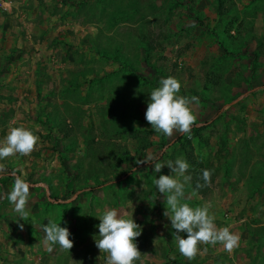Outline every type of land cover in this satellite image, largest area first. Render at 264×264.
Segmentation results:
<instances>
[{"label": "rangeland", "instance_id": "rangeland-1", "mask_svg": "<svg viewBox=\"0 0 264 264\" xmlns=\"http://www.w3.org/2000/svg\"><path fill=\"white\" fill-rule=\"evenodd\" d=\"M2 1L0 141L23 125L40 143L0 160V264H105L95 239L110 208L142 227L137 264H264V0ZM169 76L199 98L190 135L169 138L145 119ZM181 156L187 175L214 170L203 194L185 186L184 202L240 236L233 252L180 254L153 184L172 173L153 164ZM13 174L32 184L27 220L5 198ZM50 217L70 231V252L48 250Z\"/></svg>", "mask_w": 264, "mask_h": 264}, {"label": "clouds", "instance_id": "clouds-1", "mask_svg": "<svg viewBox=\"0 0 264 264\" xmlns=\"http://www.w3.org/2000/svg\"><path fill=\"white\" fill-rule=\"evenodd\" d=\"M181 88V82L169 76L162 78L159 86L151 91L145 119L154 132L171 138L174 133L190 135L192 128L198 126L192 104L198 105L199 98L181 95ZM39 143L40 137L33 130L23 125L12 127L0 141V160L17 155L29 156ZM154 159L156 158L149 155L143 160H137L136 163L150 164ZM153 166L156 173H160L165 166L172 173L159 175L153 179V184L159 193L167 194L164 216L171 221V227L175 230L174 241L182 256L194 260L201 252L200 245L215 246L219 243L229 253L240 247V236L233 233L230 227L218 228L209 206L193 207L184 202L185 186H190L192 180L191 175L186 174L191 165L184 157L181 156L175 161L169 160L166 164L156 162ZM4 171L5 166L0 164V173ZM213 171L202 170L204 183L196 184L193 195L196 190L210 185ZM13 175L14 183L5 198L14 206V211L18 213L20 219L27 220L31 216L27 206L32 184L20 175ZM99 221L97 226L99 239H95V246L102 254H107L105 264H137L144 256L136 243L137 238L142 235V227L134 221L132 212H122L115 208L106 209ZM60 224L51 217L48 219V223L42 226L45 233L44 242L49 251H52L55 245H59L62 250L70 252L74 247L70 239L71 233L67 227H61ZM20 228L23 229V224ZM179 233H186L187 238H183ZM73 262L75 264V261Z\"/></svg>", "mask_w": 264, "mask_h": 264}, {"label": "trees", "instance_id": "trees-1", "mask_svg": "<svg viewBox=\"0 0 264 264\" xmlns=\"http://www.w3.org/2000/svg\"><path fill=\"white\" fill-rule=\"evenodd\" d=\"M221 10H224L223 9V6H220L219 7ZM254 58L253 59H256L257 58V56L255 57V56H253ZM251 66L253 67L254 66V60H253V65L251 64ZM252 71V70H251ZM195 129H192V131H194ZM192 171V170H191ZM190 175H191V177H192V180H191V182H192V186H193V189H195V187H196V184L197 183H200V184H203L204 182H203V180H202V173L201 172H199V173H193V172H190ZM204 187H202V188H200V189H198V190H196L199 194H203V192H204Z\"/></svg>", "mask_w": 264, "mask_h": 264}, {"label": "crops", "instance_id": "crops-1", "mask_svg": "<svg viewBox=\"0 0 264 264\" xmlns=\"http://www.w3.org/2000/svg\"><path fill=\"white\" fill-rule=\"evenodd\" d=\"M8 9H9V8L3 7V10H4V11H7Z\"/></svg>", "mask_w": 264, "mask_h": 264}, {"label": "built area", "instance_id": "built-area-1", "mask_svg": "<svg viewBox=\"0 0 264 264\" xmlns=\"http://www.w3.org/2000/svg\"><path fill=\"white\" fill-rule=\"evenodd\" d=\"M2 2H3V1H2V0H0V6H1V8H3V7H2V5H1V3H2Z\"/></svg>", "mask_w": 264, "mask_h": 264}]
</instances>
